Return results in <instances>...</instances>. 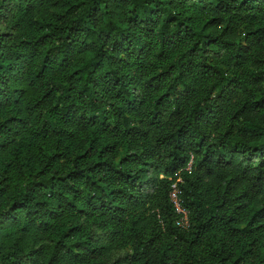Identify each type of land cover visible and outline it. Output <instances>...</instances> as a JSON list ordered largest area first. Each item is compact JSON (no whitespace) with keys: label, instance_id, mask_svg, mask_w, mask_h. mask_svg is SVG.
<instances>
[{"label":"trees","instance_id":"trees-1","mask_svg":"<svg viewBox=\"0 0 264 264\" xmlns=\"http://www.w3.org/2000/svg\"><path fill=\"white\" fill-rule=\"evenodd\" d=\"M0 264H264V0H0Z\"/></svg>","mask_w":264,"mask_h":264},{"label":"built area","instance_id":"built-area-1","mask_svg":"<svg viewBox=\"0 0 264 264\" xmlns=\"http://www.w3.org/2000/svg\"><path fill=\"white\" fill-rule=\"evenodd\" d=\"M169 198L176 213L178 214L176 222L181 226H186L188 223L187 210L181 204L180 197L178 196V188L175 181L171 183Z\"/></svg>","mask_w":264,"mask_h":264}]
</instances>
